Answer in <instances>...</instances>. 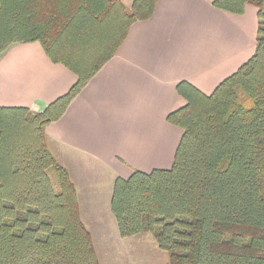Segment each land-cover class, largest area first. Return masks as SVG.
I'll return each mask as SVG.
<instances>
[{
	"label": "trees",
	"instance_id": "trees-1",
	"mask_svg": "<svg viewBox=\"0 0 264 264\" xmlns=\"http://www.w3.org/2000/svg\"><path fill=\"white\" fill-rule=\"evenodd\" d=\"M158 1L0 0V60L13 45L38 42L77 76L43 112L0 106V264H100L47 127ZM213 6L257 9L255 54L211 95L177 86L186 104L168 117L183 130L173 166L117 178L111 212L122 238L152 234L169 264H264V0Z\"/></svg>",
	"mask_w": 264,
	"mask_h": 264
},
{
	"label": "crops",
	"instance_id": "crops-1",
	"mask_svg": "<svg viewBox=\"0 0 264 264\" xmlns=\"http://www.w3.org/2000/svg\"><path fill=\"white\" fill-rule=\"evenodd\" d=\"M121 1L129 8L134 0ZM213 1L159 0L153 16L131 26L114 56L47 127L94 245L108 244L110 234L122 238L111 212L117 178L173 166L183 130L168 117L186 104L177 86L211 95L255 54L257 9L233 15ZM76 82L40 43L16 44L0 60V106L43 112Z\"/></svg>",
	"mask_w": 264,
	"mask_h": 264
},
{
	"label": "rangeland",
	"instance_id": "rangeland-1",
	"mask_svg": "<svg viewBox=\"0 0 264 264\" xmlns=\"http://www.w3.org/2000/svg\"><path fill=\"white\" fill-rule=\"evenodd\" d=\"M49 174L56 183L53 174ZM108 240L106 245H95L100 264H169L168 253L158 247L150 233L128 239L120 238L119 243L115 242V236L110 234Z\"/></svg>",
	"mask_w": 264,
	"mask_h": 264
}]
</instances>
